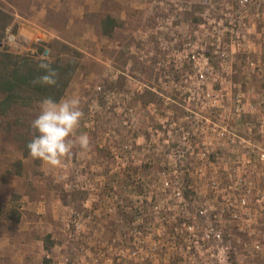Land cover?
<instances>
[{
    "label": "rangeland",
    "instance_id": "374dc122",
    "mask_svg": "<svg viewBox=\"0 0 264 264\" xmlns=\"http://www.w3.org/2000/svg\"><path fill=\"white\" fill-rule=\"evenodd\" d=\"M111 1L119 5H113ZM250 1L252 4L249 6L242 5L241 0H176L175 3L172 0H106L110 5L105 7L107 9L104 12L90 11L84 20H78L73 15L71 0H0V57L2 53L10 52L23 57L51 60L53 55L63 53V58L73 57L79 62L77 74L63 99L74 96L81 99L80 107L84 116L76 135L86 133L90 137L88 150L74 147L72 154L64 158L59 167L33 159L24 148L39 135L31 127L32 121L40 113L39 103L25 106L20 102L7 115L3 116L0 112V174L4 170L8 175L15 171L18 173L21 171L19 159L28 158L24 176L14 178L13 183L0 181V207L4 209L12 206L13 218L25 222L35 221L36 234L44 238L49 234L59 239L39 244L40 249L44 247L51 250L50 258L43 256L40 264H58L63 261V257L71 255L66 224L73 210L84 212L83 205L88 200L91 187L96 190L112 187L130 190L132 175H139L144 180L139 188H153V169L136 165L123 167L112 158L109 149L99 147L109 131L110 140L116 144L125 139L122 117L114 110L115 103L108 108L105 101L107 94L112 97L113 93L128 92L134 95L132 102L141 100L145 106L153 103L159 110L164 109L167 97L182 100L180 103L187 98V104L206 109L210 108L208 100L204 98L207 92L224 95L223 105L226 108H234L237 100L242 98L240 108L247 112V118L240 125L248 121L254 128L255 138H259L256 128L264 113V0ZM180 7L184 9L179 10ZM203 7L209 8L218 20L235 21V31L240 36H235V40L239 39L237 44L241 46L236 45L233 52L230 51L232 67H220V60L214 58V54H208L211 57L210 69L203 71L206 79L200 82L196 76L199 69L192 65V61L187 63L184 53L173 52L170 43L169 50L164 51L158 39L162 35L165 36L162 37L164 41L178 39L180 43L181 35L175 38L161 34L160 23L165 26L169 15L174 18V32L180 27L193 32L198 25L197 14ZM108 15L117 22L110 37L105 36L102 30V21ZM8 28L16 36V43L8 42ZM87 30L89 34L81 36ZM206 33L209 35L205 38L211 40V32ZM224 40L230 46L229 38L225 36ZM55 42L66 44L81 56L62 50L59 44L52 50L49 44ZM38 45H44L45 50L37 57ZM141 50L144 54L138 55ZM150 50L153 56L146 58ZM140 56L144 59H140ZM99 86L102 91L97 90ZM262 173L264 170L258 165L254 180L261 181ZM20 192L25 194L24 197ZM54 206L69 208L63 209L56 218L50 208ZM104 220L110 226L113 218L105 217ZM46 221L57 223L62 229H52L47 233L48 230L42 226ZM127 228V223L109 229L96 227V235L103 238L107 233L113 235L119 232L121 235ZM227 234L246 238L245 234L236 230H227ZM53 242L58 245L54 246ZM245 253L244 246H239V259L243 260ZM243 263L264 264V248L258 253L253 251L252 260Z\"/></svg>",
    "mask_w": 264,
    "mask_h": 264
},
{
    "label": "built area",
    "instance_id": "2783aa9c",
    "mask_svg": "<svg viewBox=\"0 0 264 264\" xmlns=\"http://www.w3.org/2000/svg\"><path fill=\"white\" fill-rule=\"evenodd\" d=\"M241 4L252 3L241 0ZM210 14L209 8H202L193 32L183 27L174 32V18L169 15L166 27L162 22L159 27L163 35H181L180 43L178 39L164 41L165 36L159 35L160 47L169 50L170 43L173 52L184 53L187 63L192 61L199 69L196 76L200 82L206 79L203 71L210 69V54L220 60V67H232L229 54L236 45L241 46L239 39L235 40L240 37L235 21L218 20ZM206 32H211V40L205 38ZM6 33L8 42L16 43L10 28ZM225 36L230 46L225 44ZM143 54V50L138 52ZM150 56L152 50L146 58ZM112 95L107 94L105 101L108 108L115 103L125 139L116 144L109 131L99 147L109 149L123 167L153 169V188H139L144 181L139 175H132L130 190L91 187L84 212L73 210L66 224L71 255L58 264H244L252 260L253 251H262L264 173L259 182L254 174L258 165L264 170V113L258 120L257 139L248 121L240 125L247 118L240 108L242 98L234 108H226L224 95L207 92L204 98L210 108L206 109L187 104V98L180 103L182 100L167 97L164 109L159 110L153 103L132 102L134 95L128 92ZM105 217L113 218L110 226ZM126 223L127 231L121 235H96V227L109 229ZM227 230H236L246 238L234 237ZM239 246L247 251L243 260L239 259Z\"/></svg>",
    "mask_w": 264,
    "mask_h": 264
},
{
    "label": "trees",
    "instance_id": "16d2710c",
    "mask_svg": "<svg viewBox=\"0 0 264 264\" xmlns=\"http://www.w3.org/2000/svg\"><path fill=\"white\" fill-rule=\"evenodd\" d=\"M116 27L117 22L112 16L108 15L103 19L102 30L105 36H112ZM57 44L64 51L72 52L74 56H81L79 52L60 42L49 44V47L54 50ZM38 47L37 57L45 50L44 45H38ZM63 55V53L55 54L51 60H47L23 57L10 52L2 53L0 57L1 114L7 115L8 111L20 102L25 106H31L49 97L56 102L63 99L79 67V62L75 58H63ZM43 64L49 65L50 69L57 73L55 85L33 83L49 73V69L41 67ZM175 108L182 111V108L178 106ZM24 149L29 155L27 145Z\"/></svg>",
    "mask_w": 264,
    "mask_h": 264
},
{
    "label": "clouds",
    "instance_id": "9594fccd",
    "mask_svg": "<svg viewBox=\"0 0 264 264\" xmlns=\"http://www.w3.org/2000/svg\"><path fill=\"white\" fill-rule=\"evenodd\" d=\"M41 67L49 69V73L33 83L55 85L57 75L55 70H51L47 64ZM80 105L81 99L78 96L61 99L59 102L49 97L39 103L40 113L31 124L39 135L27 144L33 159H40L50 166L59 167L62 166L64 158L72 154L74 147L78 146L81 150L90 148V137L86 133L76 135L84 116Z\"/></svg>",
    "mask_w": 264,
    "mask_h": 264
},
{
    "label": "crops",
    "instance_id": "0c3cea01",
    "mask_svg": "<svg viewBox=\"0 0 264 264\" xmlns=\"http://www.w3.org/2000/svg\"><path fill=\"white\" fill-rule=\"evenodd\" d=\"M113 5H119L118 3L111 1ZM71 5L73 7V15H76L78 20H84L86 15L90 11L93 12H104L110 4L106 0H71ZM74 19V18H73ZM89 34L88 30L81 36H87ZM101 36H104L101 34ZM81 52L86 53L85 50L78 48ZM28 158H20L18 164L20 165V170L18 173L13 172L10 175L5 172L0 174V181H12L14 178L24 176L23 170L25 168V163ZM78 162V161H76ZM87 162H85L86 164ZM7 176H10L7 178ZM24 197L25 194L20 192ZM1 205V204H0ZM52 208V214L57 218L61 215L63 209L69 208L65 206L64 208L60 206L50 207ZM14 208H1L0 207V264H40V259L44 257L50 258V249L42 247L39 248V244H43L45 241H50V239L57 241L58 238L55 236H49V234L44 238L35 232V221L25 222L23 219L17 220L12 217V212ZM21 214V213H20ZM19 215V213H18ZM44 225V226H43ZM43 229L47 233H50L52 229H62V227L53 222L46 221L42 224ZM41 226V228H42ZM60 237V236H59ZM54 246H57V242H53ZM38 248H37V247ZM48 263V262H47Z\"/></svg>",
    "mask_w": 264,
    "mask_h": 264
}]
</instances>
